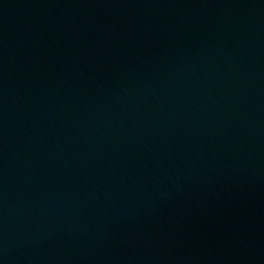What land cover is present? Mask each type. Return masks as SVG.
<instances>
[{
  "label": "water",
  "instance_id": "1",
  "mask_svg": "<svg viewBox=\"0 0 264 264\" xmlns=\"http://www.w3.org/2000/svg\"><path fill=\"white\" fill-rule=\"evenodd\" d=\"M0 264H264V0H0Z\"/></svg>",
  "mask_w": 264,
  "mask_h": 264
}]
</instances>
